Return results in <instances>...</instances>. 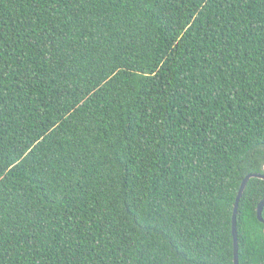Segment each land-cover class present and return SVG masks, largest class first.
<instances>
[{
  "label": "trees",
  "instance_id": "16d2710c",
  "mask_svg": "<svg viewBox=\"0 0 264 264\" xmlns=\"http://www.w3.org/2000/svg\"><path fill=\"white\" fill-rule=\"evenodd\" d=\"M248 174L264 0H0V264H233ZM263 199L250 179L239 264Z\"/></svg>",
  "mask_w": 264,
  "mask_h": 264
},
{
  "label": "water",
  "instance_id": "95a60500",
  "mask_svg": "<svg viewBox=\"0 0 264 264\" xmlns=\"http://www.w3.org/2000/svg\"><path fill=\"white\" fill-rule=\"evenodd\" d=\"M252 178L264 180V175L248 174L247 176H245V178L242 180V182L240 184V187H239L236 199H235L234 210H233V214H232V218H231V235H232V241H233V264H239L238 243H237V227H236V214H237L238 203H239V200L242 196V193L244 192V190L246 188L247 183ZM263 207H264V199L258 204L257 209H256L257 220L260 223L264 224V220L262 218Z\"/></svg>",
  "mask_w": 264,
  "mask_h": 264
}]
</instances>
